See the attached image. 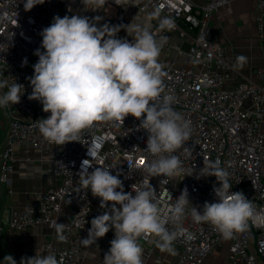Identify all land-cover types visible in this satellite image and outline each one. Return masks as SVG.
I'll return each mask as SVG.
<instances>
[{"label":"built area","instance_id":"1","mask_svg":"<svg viewBox=\"0 0 264 264\" xmlns=\"http://www.w3.org/2000/svg\"><path fill=\"white\" fill-rule=\"evenodd\" d=\"M227 1L195 4L192 0H127L124 4L157 18L149 32L162 43L158 62L166 73L164 94L173 96L172 107L191 125L190 139L176 153L185 171L173 179L151 177L144 172V161L152 158L144 152L148 134L140 128V120L130 115L124 122H97L83 130L77 141L65 145L50 143L42 136L36 121L50 113L43 111L39 101L29 99V78L39 59L34 53L41 47L40 33L54 16L63 17L61 7L58 0H45L25 11L23 0H0V79L24 86L20 102L5 107L10 122L1 153L0 181H7L19 157L28 162L33 151L51 150L45 187L33 190L20 209L12 210L0 221V235L5 237L33 225L49 229L48 237L35 248L23 250L21 258L34 257L41 247L42 255L52 253L61 264H103L114 229L97 239L101 249L92 261L87 260L82 243L91 220L104 211L100 198L90 190L85 194L87 190L80 184L81 163L88 159L92 167H105L113 175L118 174L125 192L132 191L133 184L150 183L164 209L187 189L190 203L183 226L191 238L180 236L173 243L178 248L180 264H205L208 254L223 242L229 243L228 264H264V225L250 221L245 232L225 240L209 224L194 223L190 215L192 205L202 210L205 202H216L213 186L219 184L214 176H202L205 173L201 172L208 161L216 160L230 174V191H242L258 211L264 210V64L253 69L254 79L231 81L233 67L226 46L209 35L212 13ZM252 2L253 19L261 29L264 0ZM124 5H115V10L104 16L103 25L119 27L117 38L132 41V36L122 33ZM164 18L173 22L171 29L160 28ZM172 30L188 43L181 65H175L167 54L170 49L180 52V46H172ZM0 91L6 92L7 88ZM92 170L89 168V172ZM52 221L65 224V241L56 240L49 227ZM168 227L172 230L173 226ZM138 243L149 253L155 242L153 238H141Z\"/></svg>","mask_w":264,"mask_h":264},{"label":"clouds","instance_id":"2","mask_svg":"<svg viewBox=\"0 0 264 264\" xmlns=\"http://www.w3.org/2000/svg\"><path fill=\"white\" fill-rule=\"evenodd\" d=\"M44 2L23 0V7L30 11ZM114 2L124 5L127 0ZM82 3L95 11L102 9L107 0ZM100 19L57 15L41 31V47L34 53L39 59L29 78V99L39 101L43 111L50 113L36 121L39 132L48 142L65 145L77 141L83 130L97 122H124L130 115L140 120V128L148 134L144 152L152 158L144 161V172L151 177L174 179L185 171L176 153L190 139L191 125L172 107L173 96L164 94L166 73L158 62L162 43L148 30L139 28L126 30L132 41L117 38L120 28L108 24L98 27L96 22ZM159 26L163 30L174 25L164 18ZM236 60L243 67L247 57L238 55ZM5 88L6 92L0 91V107L18 104L24 86L0 79V90ZM89 168L93 170L89 172ZM202 171V176H214L219 186H213L216 202H205L202 210L192 205L190 215L194 223L209 224L225 240L245 232L250 221L264 225V210L258 211L242 191H230V174L220 160L208 161ZM78 174L82 189L87 190L85 194L90 190L100 198V208L104 209L91 220L82 243H95L114 229L103 264H143V248L138 243L141 238H153L161 252L172 255L178 237L191 238L183 226L190 203L186 188L174 204L164 209L150 183L133 184L132 191L125 192L118 174L113 175L105 167H92L88 159L82 161ZM49 227L57 241L66 240L64 223L52 221ZM41 253L38 247L34 257H22L20 264H61L54 254ZM3 261L17 264L12 255H6Z\"/></svg>","mask_w":264,"mask_h":264},{"label":"crops","instance_id":"3","mask_svg":"<svg viewBox=\"0 0 264 264\" xmlns=\"http://www.w3.org/2000/svg\"><path fill=\"white\" fill-rule=\"evenodd\" d=\"M195 4H202L204 0H192ZM115 2L109 5L106 15L115 10ZM126 19L122 27V33L126 30L139 27L141 30H148L157 18L153 15H143L133 7L124 5ZM254 8L252 0H228L219 5L209 21L210 37L226 46L227 54L232 61V82H244L254 79L253 69L264 64V22L261 29L256 26L253 19ZM173 32V30H172ZM130 36V35H128ZM180 48L183 44L188 45L184 39L179 38ZM174 40V39H173ZM173 43V41H172ZM176 47V46H175ZM178 47V46H177ZM173 52H172V51ZM175 50L170 49L168 55L172 57L175 65H181L185 59V54L176 57ZM244 55L247 62L243 67L237 65L236 57ZM8 116V114H7ZM8 122L0 120V163L1 153L5 147ZM51 150H36L31 153V160L24 161L20 157L13 165L6 182L0 181V221L3 220L12 210L20 209L30 198L31 192L45 187L49 174L47 167L50 165ZM49 235L46 226H30L21 232L12 233L9 237L0 235V264H8L3 261L6 255H12L17 264L21 262L22 251L31 250L38 246L41 241ZM141 246V245H140ZM229 243H221L214 251L206 257L205 264H228L226 252ZM175 255L161 252L154 243L153 249L149 253L143 250V261L146 264H180L178 261V248ZM101 249V244L95 243L85 245V253L88 261L94 260Z\"/></svg>","mask_w":264,"mask_h":264},{"label":"rangeland","instance_id":"4","mask_svg":"<svg viewBox=\"0 0 264 264\" xmlns=\"http://www.w3.org/2000/svg\"><path fill=\"white\" fill-rule=\"evenodd\" d=\"M58 1L61 7L62 16H65V15L72 16V15L82 14L84 16H87L90 20H93L95 17L99 16L101 19L98 22H96L98 27L103 25V19H104V16L106 15L105 12L108 9L109 5L112 6V3H113V0H107V3L102 9H97L93 11L91 9H87L85 5L82 3V0H58ZM136 28H139V27H134L133 29H136ZM128 30L131 31L130 28ZM125 33L128 34L127 31ZM173 35H174V40H173L172 46H179L181 44V41L180 43L178 42V39L176 37L177 33L173 32ZM187 49H188V46L186 44H183L180 48V52L174 51V53H177L176 57H180L179 55H183V53H185ZM0 120H2L4 123L8 122V116H7L5 107H0Z\"/></svg>","mask_w":264,"mask_h":264},{"label":"bare ground","instance_id":"5","mask_svg":"<svg viewBox=\"0 0 264 264\" xmlns=\"http://www.w3.org/2000/svg\"><path fill=\"white\" fill-rule=\"evenodd\" d=\"M79 15L84 16V15H82V14H79Z\"/></svg>","mask_w":264,"mask_h":264}]
</instances>
